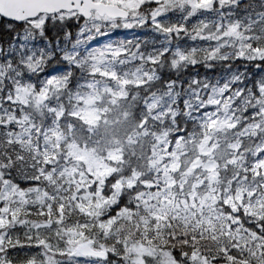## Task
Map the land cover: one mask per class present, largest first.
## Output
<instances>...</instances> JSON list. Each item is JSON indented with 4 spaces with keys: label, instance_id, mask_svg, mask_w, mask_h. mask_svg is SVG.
Instances as JSON below:
<instances>
[{
    "label": "snow or ice",
    "instance_id": "1",
    "mask_svg": "<svg viewBox=\"0 0 264 264\" xmlns=\"http://www.w3.org/2000/svg\"><path fill=\"white\" fill-rule=\"evenodd\" d=\"M0 264H264V0H0Z\"/></svg>",
    "mask_w": 264,
    "mask_h": 264
}]
</instances>
